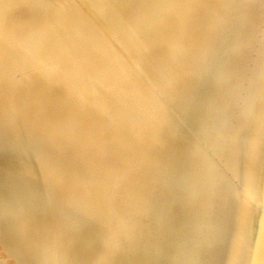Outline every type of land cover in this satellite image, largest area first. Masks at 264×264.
<instances>
[{"label":"bare ground","instance_id":"obj_1","mask_svg":"<svg viewBox=\"0 0 264 264\" xmlns=\"http://www.w3.org/2000/svg\"><path fill=\"white\" fill-rule=\"evenodd\" d=\"M263 32L264 0H0L1 264H142L157 250L166 216L173 223L187 209L173 207L166 189L157 199L151 185V162L166 150L157 133L174 130L188 107L198 109L211 77L235 98L222 56L242 59L257 46L264 70ZM263 106L250 107L259 120L246 129L261 128ZM249 145L239 143L238 153ZM195 156L202 170L206 161ZM248 157L239 156L237 177L253 196L212 177L215 206L190 264L235 257L264 264V162L249 171ZM250 202L257 204L252 224L240 210ZM160 205L163 218L145 219ZM220 220L228 225L223 239Z\"/></svg>","mask_w":264,"mask_h":264},{"label":"rangeland","instance_id":"obj_2","mask_svg":"<svg viewBox=\"0 0 264 264\" xmlns=\"http://www.w3.org/2000/svg\"><path fill=\"white\" fill-rule=\"evenodd\" d=\"M255 8L257 9L256 5ZM257 34L258 29L255 30L254 35L259 38L260 35ZM261 34L264 36V32ZM220 42L224 45L225 53V44L227 40L223 39ZM227 48L229 51L231 50L230 45H227ZM262 54V51L259 50L257 46H251L249 53L242 57V59L241 56H236L238 59L240 58V61H245V64L239 63L236 61L237 58L233 59L234 57H226V59H224L223 54V61L220 66L224 68L225 79L228 78L232 80L231 88H235L239 94H237L235 98L233 96H228L227 89L218 88V86L215 85V81L218 79H211V77L209 79L210 83L200 87L199 91L201 95L197 98L199 103H197L198 109L194 110L193 107H188L184 112H180V115H178V125L174 130H160V133H157L159 136L162 134L165 135L160 138V143L164 145L166 150L164 152V158L154 159L151 162V169L153 171L151 185L157 189L155 190L157 192V199L162 197L166 189L173 192L176 197L172 203L173 207H179L180 204L183 205L185 203L187 204V209L186 212L183 211L179 213L178 211V215L174 218L173 223V216L171 215L169 218L171 222L167 220L169 215L166 216V223H164L165 234L162 238L159 237V239H157V250L154 253L147 252L142 256V264H180L182 256L185 257L186 264H190L194 251L198 247L199 234L207 227L209 211H212L215 206V198L218 191L214 188V184H212L213 186L211 185L212 177L213 180L214 178H222L227 185L228 191L230 188L231 191L235 192V187H239L238 192L242 198L245 197V192L248 193L251 189V184H248V187L246 186L245 189L244 187L241 188L244 182L240 176L243 172L245 161L238 158L240 155L247 154L248 157L250 154L251 157L247 159L250 158V162L253 160L252 162L254 164L247 160L249 162H247V164H249V171L254 170L252 166L255 168L257 167L256 165L259 166L264 162L260 157V155H262V149L260 147L264 144V137L262 136L264 132L262 133L260 130L261 128L262 130L264 129V123L262 125L260 124V130L257 126H251L246 129V123L252 124L259 120L257 116L258 112H253L252 115L249 113L250 107L259 105L260 109L261 105H264L263 102H261L263 96L259 98L260 93L262 94V90H264V70L259 72L257 68V61L262 57ZM229 67L235 70L230 72L228 71ZM253 77L259 78L255 84H251V79ZM242 78L244 81L240 80ZM232 114L233 118L235 116L236 119L235 122H233V129L228 131L227 129L225 130L224 127L227 126L228 119ZM191 119H197L195 122L197 124L196 126L191 124ZM262 121L264 122V117ZM215 140L219 142L217 148L215 146ZM248 141L255 146L254 149L249 145L250 148L245 146V148L238 153L239 143H248ZM221 151L222 156L219 157ZM196 153L201 154L206 161V165L202 170L196 168ZM251 164L252 166H250ZM215 168L218 169V171L214 174ZM237 175L240 176L237 177ZM167 180L171 184L169 187L165 188L164 183ZM252 187L255 188V184ZM231 195H233V193H231ZM160 206L161 207L155 208L154 212L146 213L145 219L150 220L156 212L164 213L161 216V218H163L167 208L165 205ZM256 208L257 204L250 202L249 205L247 204L245 207L243 205L240 209L243 214L248 212L247 215H251V217L249 216L251 218L249 220L251 224L254 220L252 217L256 214V212L254 213ZM173 210L174 209L171 207V212ZM224 212L225 216L229 214L227 208L226 210L224 208ZM223 213L221 216H223ZM231 217L232 216H230V218ZM221 220L219 223L217 222L215 228L216 234L221 236L220 239H223L222 236H226L225 233H227L228 225H224V222ZM249 223L244 226L242 224V226L246 228L247 225H250L249 228H251V224ZM251 230L252 228L250 231ZM238 240L239 239H237V247L235 248L241 251L244 246L242 242L239 243ZM229 250H232V248H229ZM151 255L153 258H151ZM217 255L218 254H215V256ZM234 260V264H242V262L240 263L241 259L235 257ZM1 263L2 261L0 260V264Z\"/></svg>","mask_w":264,"mask_h":264}]
</instances>
